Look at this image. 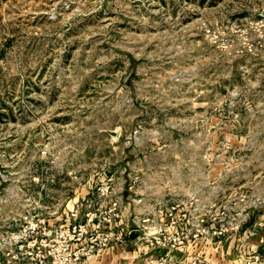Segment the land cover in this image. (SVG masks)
Masks as SVG:
<instances>
[{"label": "rangeland", "instance_id": "1", "mask_svg": "<svg viewBox=\"0 0 264 264\" xmlns=\"http://www.w3.org/2000/svg\"><path fill=\"white\" fill-rule=\"evenodd\" d=\"M112 247L264 264V0H0V264Z\"/></svg>", "mask_w": 264, "mask_h": 264}, {"label": "built area", "instance_id": "2", "mask_svg": "<svg viewBox=\"0 0 264 264\" xmlns=\"http://www.w3.org/2000/svg\"><path fill=\"white\" fill-rule=\"evenodd\" d=\"M72 230L73 231L78 230L79 231L78 234H82L85 231V228L83 225H78V226H74L72 228ZM88 254H89V251L82 250L80 252L73 253L72 257L69 255L63 256L59 262H58L57 258H55L50 264H75L76 262L81 261L83 259V257L87 256ZM25 256L28 259V261L25 264H42L44 262V257H45V256H43L41 258L40 255L38 254V252L35 255L30 250L25 251ZM37 256H38V258H36Z\"/></svg>", "mask_w": 264, "mask_h": 264}, {"label": "crops", "instance_id": "3", "mask_svg": "<svg viewBox=\"0 0 264 264\" xmlns=\"http://www.w3.org/2000/svg\"><path fill=\"white\" fill-rule=\"evenodd\" d=\"M112 249H115L114 252L100 257L94 256L89 262H84L83 264H128V259L131 260L133 258L131 252L122 251L123 248L112 247Z\"/></svg>", "mask_w": 264, "mask_h": 264}]
</instances>
